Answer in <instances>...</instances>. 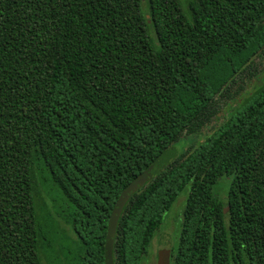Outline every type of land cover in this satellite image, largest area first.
Masks as SVG:
<instances>
[{
    "label": "trees",
    "instance_id": "obj_1",
    "mask_svg": "<svg viewBox=\"0 0 264 264\" xmlns=\"http://www.w3.org/2000/svg\"><path fill=\"white\" fill-rule=\"evenodd\" d=\"M184 1L0 0V264L60 257L55 218L69 264H105L121 193L185 140L113 264L147 260L182 193L171 264H264V0Z\"/></svg>",
    "mask_w": 264,
    "mask_h": 264
},
{
    "label": "rangeland",
    "instance_id": "obj_2",
    "mask_svg": "<svg viewBox=\"0 0 264 264\" xmlns=\"http://www.w3.org/2000/svg\"><path fill=\"white\" fill-rule=\"evenodd\" d=\"M185 1L183 3H185ZM253 84H254L253 80L250 81L249 83L247 82L244 85L245 91L249 92L252 89ZM223 111L224 110L220 111V113H222V114H220L219 117H221L223 115ZM219 122H220V120H219ZM217 123H218V121H214L212 123V126L213 127L217 126ZM200 140L202 141L203 138H197L196 141H200ZM183 142L185 143V146L178 145L175 148L176 156L178 155V153L182 149L186 150L189 147V141L185 140ZM176 156L174 158H176ZM217 189H218V187H217ZM220 193H221V196L223 197L224 193H223L222 189H220ZM186 194L187 193H182L181 195H179L177 201L174 203V205L172 206L170 211L165 214L164 223L162 224V226L159 229L160 232L158 231L159 233L153 239V241L149 247V250H148V258H147V260L144 259L145 261L142 262V264H158V261H159L158 258L160 256V253H159L160 247H163V246L165 247L166 244L171 242L172 238L174 239L175 236L177 237V234L175 235L174 232H176V229L178 228V225L180 224V217H181L180 215H181L182 210H183L184 205H185ZM53 195H54V197L57 196V192L55 190H53ZM45 200H46V204H47L48 208H51L52 207L51 200L49 198H47ZM57 206L59 208H61V203L60 202L57 203ZM55 211H56V207L54 208L53 212L55 213ZM55 219L57 220V222L59 224V225L57 224L56 230L59 233V238L61 241L60 248H62V250L64 252L62 253V255L60 257H57L55 255H51V258L49 259L50 263H48V264H69L67 257L69 256V258H70V255L67 254L68 253L67 247H70L71 245L75 246V244L77 243V238L73 234V232L69 226L66 227L61 222L60 219H58V218H55ZM173 244H175V242ZM42 260H43L42 264H47L46 258H42Z\"/></svg>",
    "mask_w": 264,
    "mask_h": 264
},
{
    "label": "water",
    "instance_id": "obj_3",
    "mask_svg": "<svg viewBox=\"0 0 264 264\" xmlns=\"http://www.w3.org/2000/svg\"><path fill=\"white\" fill-rule=\"evenodd\" d=\"M175 156H176V151L173 148L167 151L166 153H164L144 172L139 174L121 193L108 222L106 244H105V264H113L112 252H113V245H114V239H115L118 221L130 197L136 192H138L148 182H150L156 174H158L161 170H163V168L166 167L173 160ZM169 249H170L169 244H167L166 249L164 247H160L159 250L160 256L158 258L159 260L158 264H170Z\"/></svg>",
    "mask_w": 264,
    "mask_h": 264
},
{
    "label": "flooded vegetation",
    "instance_id": "obj_4",
    "mask_svg": "<svg viewBox=\"0 0 264 264\" xmlns=\"http://www.w3.org/2000/svg\"><path fill=\"white\" fill-rule=\"evenodd\" d=\"M176 228H177V227H176ZM176 233H177V229H176V232H174V234L176 235ZM174 239H175V237H174ZM174 239L172 238V239H171V242L168 243V244L170 245V249H169V263H170V260H171L172 247H173ZM166 246H167V244H166ZM166 246H165V247L163 246V247L166 249ZM170 264H171V263H170Z\"/></svg>",
    "mask_w": 264,
    "mask_h": 264
}]
</instances>
